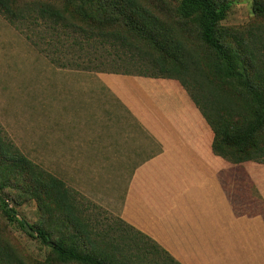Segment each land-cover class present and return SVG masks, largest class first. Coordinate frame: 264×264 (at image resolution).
I'll return each mask as SVG.
<instances>
[{"label": "trees", "instance_id": "16d2710c", "mask_svg": "<svg viewBox=\"0 0 264 264\" xmlns=\"http://www.w3.org/2000/svg\"><path fill=\"white\" fill-rule=\"evenodd\" d=\"M233 3L178 0L177 27L142 0H0V13L28 38L30 27L42 23L58 31L51 43L62 42L66 34L80 38L76 53L88 65L78 67L179 80L212 127L213 152L233 163H264V0H252L248 23L227 26L224 20ZM187 23L202 46L185 34ZM0 179L2 185L12 180L30 193L47 219H63L66 229L78 224L83 233L88 231L75 189L22 152L1 124ZM3 209L9 220L26 229L13 207L5 204ZM120 219L138 241L149 245L127 254L130 242L123 238L82 236L62 228L52 238L44 224L30 228L49 249L43 264H182L155 239ZM111 248L120 254L109 252ZM0 263L24 264L5 250Z\"/></svg>", "mask_w": 264, "mask_h": 264}, {"label": "crops", "instance_id": "0c3cea01", "mask_svg": "<svg viewBox=\"0 0 264 264\" xmlns=\"http://www.w3.org/2000/svg\"><path fill=\"white\" fill-rule=\"evenodd\" d=\"M93 73L108 119L92 121V144L108 145L109 175L127 177L119 217L182 264H264V164L213 152L212 127L179 80Z\"/></svg>", "mask_w": 264, "mask_h": 264}, {"label": "rangeland", "instance_id": "374dc122", "mask_svg": "<svg viewBox=\"0 0 264 264\" xmlns=\"http://www.w3.org/2000/svg\"><path fill=\"white\" fill-rule=\"evenodd\" d=\"M142 2L171 25L178 26V0ZM251 9L252 0H234L224 24L248 23ZM35 28L30 27L31 38H28L0 13V124L30 159L75 189L82 205L81 220L88 231L83 233L78 224H69L66 229L63 219H47L30 193H24L12 180L2 185L0 179V253L5 250L15 254L24 264H43L49 249L35 234L32 236L34 232L30 228L41 224L50 231L52 238L57 237L61 228L64 233L77 231L82 236L95 237L104 233L108 239L120 241L123 238L130 242L127 254L136 252L137 248L143 249L149 243L138 241L140 237L124 226L119 217L120 197L127 177L109 175L108 163L102 160L104 154L101 153V148L106 150L108 145L95 144L97 150L92 151L95 146L92 144V121L98 126L108 119L92 99L93 91L103 104L106 101L102 100V95L108 98L103 81L93 72L110 71L77 66V63L88 65V61L81 62L76 53L80 38L66 34L62 42L51 43L52 38L58 39L56 29L44 23ZM195 30L191 23L186 24L185 34L193 39L195 46H202ZM259 164L264 163H250L253 167ZM5 204L16 210L26 229L17 221L9 220L3 211ZM109 252L120 254L116 248ZM148 255L153 256L152 253ZM157 259L161 260L159 256Z\"/></svg>", "mask_w": 264, "mask_h": 264}]
</instances>
